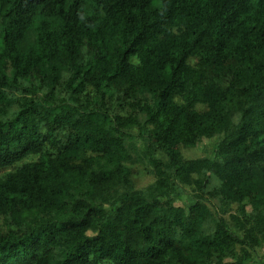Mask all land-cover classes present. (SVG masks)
<instances>
[{"label": "trees", "instance_id": "1", "mask_svg": "<svg viewBox=\"0 0 264 264\" xmlns=\"http://www.w3.org/2000/svg\"><path fill=\"white\" fill-rule=\"evenodd\" d=\"M11 167L0 264H264V0H0Z\"/></svg>", "mask_w": 264, "mask_h": 264}, {"label": "rangeland", "instance_id": "2", "mask_svg": "<svg viewBox=\"0 0 264 264\" xmlns=\"http://www.w3.org/2000/svg\"><path fill=\"white\" fill-rule=\"evenodd\" d=\"M205 144L198 147V148H190V149H185L183 152L187 157H200L202 155H209L212 152V148L210 147V141L209 140H205ZM206 146H208V149H206ZM32 158L35 157H31L28 160H31ZM15 167H11V168H6V169H1L0 170V175L14 169ZM138 180H139V184L140 185H145L147 182H149V179L151 178L143 169H139L138 170ZM213 183L216 184L218 183L217 179H213ZM103 264H110L109 262H104Z\"/></svg>", "mask_w": 264, "mask_h": 264}]
</instances>
